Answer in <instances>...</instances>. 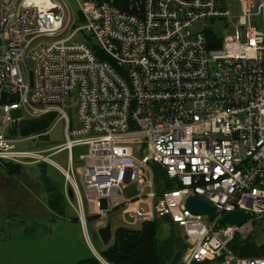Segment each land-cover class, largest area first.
I'll list each match as a JSON object with an SVG mask.
<instances>
[{"label": "built area", "instance_id": "1", "mask_svg": "<svg viewBox=\"0 0 264 264\" xmlns=\"http://www.w3.org/2000/svg\"><path fill=\"white\" fill-rule=\"evenodd\" d=\"M239 1L234 38L224 40L210 26L190 32L228 18L223 0H74L81 26L66 0H0V161L53 164L82 223L84 202L102 213L113 197L134 221L171 220L192 244L184 264H264L229 247L264 219V31L249 21L263 13L264 22V0ZM66 30L90 42L34 44ZM15 110L65 121L51 154L67 151L66 167L17 146ZM75 147L86 149L74 162ZM153 163L179 186L156 193ZM131 183L136 194L125 198ZM190 197L214 219L192 213ZM236 210L250 219L217 227Z\"/></svg>", "mask_w": 264, "mask_h": 264}, {"label": "rangeland", "instance_id": "2", "mask_svg": "<svg viewBox=\"0 0 264 264\" xmlns=\"http://www.w3.org/2000/svg\"><path fill=\"white\" fill-rule=\"evenodd\" d=\"M71 8V15L72 20L74 23H76L77 26L82 25V19L77 13V5L75 4L74 0H66ZM224 7L229 11L230 16L226 19H214V20H203L196 24H194L190 28V32L195 33L198 31H202L204 27L210 26L212 30L217 33L220 37H222L224 40H231L234 38V30L236 27V22L232 19L233 17H236L240 14V1L239 0H223ZM251 24L257 28L258 30L264 31V22H263V13L253 14L250 17ZM70 31L66 30L62 32L60 35L56 37H46L41 36L37 38L34 41V44L44 43V44H50L56 40H63L67 39L70 35ZM85 42L89 43L88 36L84 31H79L76 34H74L71 38L66 40L67 44H73V43H80ZM27 65L29 68H32L33 62L31 60H27ZM20 112V113H19ZM18 113L22 115L23 113L19 111ZM68 117L70 119V122L72 125L76 124V115L75 110L72 108L71 110H68ZM19 114H12L13 118L17 120L19 117ZM47 118V117H46ZM51 119L48 127L45 130H48L45 136H32V132L30 130L31 122L30 116L23 115L22 118L17 120L16 130H17V139L18 142L17 146L22 149H31V150H43L46 148H51L50 150H45L43 153L49 154L50 158L58 163L59 165L66 167L68 164V153L67 151H60L56 153H52V149L58 146L59 144L63 143L65 141V121L64 120H57V115L54 117L51 115ZM56 121V122H55ZM55 122V123H54ZM53 147V148H52ZM84 147H75L73 149V157L74 162L78 158V154L80 152H85ZM47 167L45 168L46 173L48 175L54 176L55 180H58L60 174H58L56 171V167L51 163H46ZM152 165V164H151ZM41 169L38 165L32 164V165H23V168H20L16 170L14 173H7L6 169L4 168V165L0 161V221L1 222H9L5 216V214H9L8 218H13L15 220V223L17 221H24L26 227H33L39 223L46 224L47 218L51 217V211L48 209L46 205V193L44 191L43 185L41 183ZM58 172H60L58 170ZM65 180H63V187L65 185ZM81 188V186H80ZM82 190V188H81ZM136 194L135 190V184L131 183L129 184L124 192L123 195L125 198H131ZM13 199H16V202L19 204H24L25 207L15 209L10 208L7 206V202L10 203ZM68 201V199H67ZM113 201V200H112ZM33 202V203H32ZM108 202H111L110 200ZM69 209H68V217L71 219V214L69 212L72 211V214L75 213L74 204H71L68 201ZM85 207V214L88 216L90 213H95L98 211V209H94L92 207V203L84 202ZM31 215L35 218H37L35 221L31 220ZM109 215V223L111 224L112 233L114 230L119 226H128L132 223V225L136 226L140 222L133 223L131 220L129 221V216L124 211H119L115 209L114 212ZM11 216V217H10ZM8 221H7V220ZM205 219V218H204ZM0 222V233L4 235L3 240L7 236L15 235L17 232V226L14 224L16 229L12 228L6 225H2ZM158 230H157V238L161 240L167 239V237L171 236H177L181 235L182 237L185 236L182 229H179V231L174 227L173 230L168 226L166 223H170L167 221H163L161 219H158ZM250 223V222H249ZM252 226L249 227L248 224L245 225V228H241V237L246 238L250 235V238L244 242L246 244L245 247L248 249L252 248L254 250H258L260 246H264V219H261L259 221H251ZM23 226V227H24ZM89 226V225H88ZM90 236L93 237V234L91 231H89ZM57 236V235H56ZM185 238V237H184ZM64 239V238H63ZM54 242H50V247L54 246Z\"/></svg>", "mask_w": 264, "mask_h": 264}, {"label": "crops", "instance_id": "3", "mask_svg": "<svg viewBox=\"0 0 264 264\" xmlns=\"http://www.w3.org/2000/svg\"><path fill=\"white\" fill-rule=\"evenodd\" d=\"M18 112L19 110H15L13 111V114H19L20 112ZM51 115L54 117L57 114L50 113L48 115L38 118L30 117V120H32L30 126L32 136H45L44 134H46V132L48 131L45 129L50 123L49 119H51ZM19 117L22 118L23 116L19 114ZM14 124L17 125L16 122ZM14 124L12 126H14ZM15 137L17 138L16 134ZM49 149L51 148H46L43 150ZM120 199L122 198L113 197L110 199L111 202H108V210L103 211L102 213L97 211L88 215H98L96 219H90L87 221L86 217L88 216L85 214V219L83 223L80 221L79 218L78 221H73V219H70L68 215L64 218H52V216H49L47 218L48 222H46V224L39 223L33 227H26L24 226V221H18V223L16 221L15 223V220L13 218H8L9 214H5V217L10 221L6 223L0 221L1 224L3 226L6 225L11 228L13 225L15 229L16 227L14 226V224H16L18 230L15 235L10 234L5 238V240H3L4 235L0 233V264H109L102 258L101 252H103L105 247L112 242V234L108 243L104 244L103 241H101V237H99L97 230L100 227L105 226L106 223L109 222V215L107 214H111L115 211V209L116 211H123V206L118 205ZM5 202L7 203V206L12 209L21 208L22 210V208L25 207L24 204H19L18 202H16V199H13L12 201H10V203L7 201ZM70 203L74 204V201L71 200ZM69 213L73 215L72 211ZM75 213L77 214L76 210ZM30 218L32 221H35L37 219L32 215ZM130 220L133 223H140L136 226L132 225L131 223L127 227L134 229L140 228L142 223L141 221H134L132 220V218L129 217V221ZM161 220L170 222L166 224H168L171 230H173L174 227H176L178 231L179 229H181L178 228L176 224L172 223L171 220L167 218H162ZM158 224L159 222H157V225ZM89 231H91L93 237L90 236ZM184 237H182L181 235L173 236L172 234L170 237L168 236L165 240L160 241L157 238V251L161 264H184V261L190 253V247H192V244L189 242V240ZM50 242H54L55 245L50 247ZM245 246L246 244L244 243L243 246L240 248L241 256H259V251L257 249H248ZM89 258H95L96 261H89ZM191 264L212 263L201 261L200 263L192 262Z\"/></svg>", "mask_w": 264, "mask_h": 264}, {"label": "trees", "instance_id": "4", "mask_svg": "<svg viewBox=\"0 0 264 264\" xmlns=\"http://www.w3.org/2000/svg\"><path fill=\"white\" fill-rule=\"evenodd\" d=\"M16 124L12 126L11 135L15 136L17 133ZM7 173H14L16 170L23 168L22 164H14L11 162L1 161ZM38 165L41 169L40 181L46 193V205L51 211L52 218L67 217L68 215V201L64 193L63 175L60 174L58 180L54 176L46 173V163L40 162ZM154 182L158 194L166 189L178 187L179 184L176 180L168 178L166 172L156 164H152ZM17 172V171H16ZM98 215L86 217V220L96 219ZM71 219L78 221L76 213L71 215ZM157 219L153 221H144L141 223L140 228L134 229L126 226L117 227L112 233V242L108 244L103 252L102 258L109 264H161L157 251ZM250 238V235L243 238L236 235L231 241L229 247L238 255L240 248ZM258 255L264 256V246L258 248ZM89 261L95 262V258H89Z\"/></svg>", "mask_w": 264, "mask_h": 264}, {"label": "water", "instance_id": "5", "mask_svg": "<svg viewBox=\"0 0 264 264\" xmlns=\"http://www.w3.org/2000/svg\"><path fill=\"white\" fill-rule=\"evenodd\" d=\"M69 195L72 193L69 191ZM187 208L194 214H206L208 215V219L212 221L215 217V213L213 207L206 201L201 200L199 198L190 197L187 200ZM251 213L243 210H236L234 212L225 213L217 222V227L221 225L226 226H240L245 223L248 219H250ZM99 237H101V241L104 244H107L111 238V224L108 222L105 226L100 227L97 230Z\"/></svg>", "mask_w": 264, "mask_h": 264}]
</instances>
